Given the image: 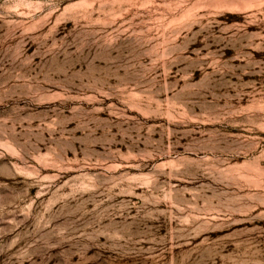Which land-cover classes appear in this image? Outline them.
<instances>
[{"label": "rangeland", "instance_id": "rangeland-1", "mask_svg": "<svg viewBox=\"0 0 264 264\" xmlns=\"http://www.w3.org/2000/svg\"><path fill=\"white\" fill-rule=\"evenodd\" d=\"M10 91L0 264H264V0H0Z\"/></svg>", "mask_w": 264, "mask_h": 264}, {"label": "bare ground", "instance_id": "bare-ground-1", "mask_svg": "<svg viewBox=\"0 0 264 264\" xmlns=\"http://www.w3.org/2000/svg\"><path fill=\"white\" fill-rule=\"evenodd\" d=\"M30 92L33 91L31 90ZM9 103L11 104L9 109L16 110L17 113H19L20 124L25 123L29 126H31L35 121L32 110L35 108V105L40 106L42 104L38 101L36 93H29V91H19L17 93L10 91V93L0 97V106H5Z\"/></svg>", "mask_w": 264, "mask_h": 264}]
</instances>
